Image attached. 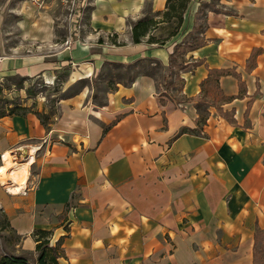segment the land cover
<instances>
[{"label": "crops", "instance_id": "1", "mask_svg": "<svg viewBox=\"0 0 264 264\" xmlns=\"http://www.w3.org/2000/svg\"><path fill=\"white\" fill-rule=\"evenodd\" d=\"M19 1L10 8L30 3ZM167 1L90 0L69 49L65 11L49 4L48 15L61 13L63 22L55 33L44 27L45 43L16 55L0 47V78L53 80L64 72L71 89L118 65L158 63L164 75L138 73L99 103L84 84L59 101L49 129L31 112L0 120V211L21 237L15 256L37 264L35 232L47 231L62 251L58 264L258 261L264 0H191L177 36L163 46L135 44L133 25L164 13ZM167 78L178 84L163 93Z\"/></svg>", "mask_w": 264, "mask_h": 264}, {"label": "rangeland", "instance_id": "2", "mask_svg": "<svg viewBox=\"0 0 264 264\" xmlns=\"http://www.w3.org/2000/svg\"><path fill=\"white\" fill-rule=\"evenodd\" d=\"M10 1L11 0H0V47L6 48V54L16 55L18 53H27L34 49L37 50L39 45L35 46V44H40L41 42L45 43L44 41L50 37L45 34L46 31L44 27L49 25L46 29L50 31V34L55 33L57 30L56 24L63 22L62 17L60 18L61 13L57 14V19H59L56 20L53 12H49L51 17L48 15L47 8L41 10V14L39 12H29L25 6H31V3H27L24 6V11L21 12L17 9L10 8L11 4H13V2L11 3ZM19 3H21V1L18 2L17 0L15 4ZM53 3L56 2L53 1L49 4ZM147 16L153 17L154 14L150 12ZM51 18L55 20L54 24L51 22ZM157 21H161V18ZM176 26L177 20L163 22L160 25H157L155 31L153 30V34L160 41L166 40L175 31ZM60 34L63 35L64 32H58L57 37L60 36ZM20 39L21 41H29L30 44L24 46L19 45L21 50L16 51L17 47L19 48L18 44ZM47 44L48 43L45 45ZM187 47H183V51L187 49ZM43 49H45V46H43ZM145 69H153L159 81L164 77L161 70L154 67V65L150 66V64H141L136 69L118 66L107 67L91 80L78 83L71 89L69 88L73 85L71 81H68L66 84L64 83L66 81V73L64 72H61L53 80H44L41 78L25 80L23 76L18 75L0 78V112H4L7 107L17 110L18 107L25 106L32 113L37 114L38 116L40 115L44 117L47 122H50L51 116L58 114L59 101L67 94L78 92L84 84L93 86V96H95L97 103L104 102L107 91L110 88H113L111 85L112 81H114L112 77H121L123 78L122 81L128 82L136 74L146 71ZM171 81H175V83L178 84V80L167 78L166 81H161V92L165 93L166 86L169 85ZM68 89L70 90L64 93ZM47 117H50V119ZM17 163H25V157H20ZM20 244L21 239H19L13 230L6 225L4 214L0 211V255H14L16 248ZM261 249L262 250L258 255V263L264 264V245L261 246Z\"/></svg>", "mask_w": 264, "mask_h": 264}, {"label": "trees", "instance_id": "3", "mask_svg": "<svg viewBox=\"0 0 264 264\" xmlns=\"http://www.w3.org/2000/svg\"><path fill=\"white\" fill-rule=\"evenodd\" d=\"M191 0H168L167 1V7L166 11L164 13L160 14H154L153 17L145 16L143 19L135 23L132 27V40L135 44H139L142 41L146 40L148 44H155L159 46L165 45L168 41H170L172 38L177 36L183 26L184 23V15L187 11V8L190 4ZM159 18H161V21H157ZM172 20H177V26L175 31L166 39V40H158L155 35L153 34V30L155 31L157 25H160L163 22H170ZM201 41L197 38H194V41L192 42V45L188 48H194L198 44H200ZM178 49L173 54V57L177 55ZM176 59V58H175ZM174 61V60H173ZM118 67H126L129 69H136L137 65L134 66H122L118 65ZM159 70H162V67L160 64L156 63L154 66ZM142 72L147 76L154 77L156 76V73H154L153 69L147 70ZM155 70V69H154ZM141 73V72H140ZM114 81H112L111 85H114L118 82H124L122 81L123 78L114 76L112 77ZM27 80V79H25ZM22 88V87H20ZM29 109L25 106L18 107V109L13 108H6L4 112H0V120L7 117V116H14V115H26L28 114ZM8 113V114H7ZM32 113V112H31ZM37 115V114H36ZM38 116V115H37ZM38 118L41 120L43 125L47 129L50 128L53 119L55 116L47 117L50 119V122H47L44 117L38 116ZM49 121V120H48ZM0 164H1V155H0ZM2 212V211H1ZM3 213V212H2ZM4 214V213H3ZM6 225L11 228V225L4 214ZM12 229V228H11ZM13 230V229H12ZM15 235L21 239L20 236L16 234V232L13 230ZM49 235L50 233L47 231H37L35 232V237L37 240V252H38V263L37 264H58V259L62 255V251L59 246L51 247L50 241H49ZM262 249L260 248L259 252ZM258 254V253H257ZM0 264H30L28 259L21 256H15V255H8V254H2L0 255ZM256 264H259L258 261H256Z\"/></svg>", "mask_w": 264, "mask_h": 264}, {"label": "built area", "instance_id": "4", "mask_svg": "<svg viewBox=\"0 0 264 264\" xmlns=\"http://www.w3.org/2000/svg\"><path fill=\"white\" fill-rule=\"evenodd\" d=\"M55 1L65 11V24L68 35L66 36L64 46L70 48L75 41V37L83 29L90 0H29L38 10L47 8L49 3Z\"/></svg>", "mask_w": 264, "mask_h": 264}]
</instances>
